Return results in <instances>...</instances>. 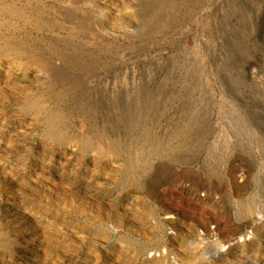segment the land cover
Returning <instances> with one entry per match:
<instances>
[{
	"label": "rangeland",
	"instance_id": "1",
	"mask_svg": "<svg viewBox=\"0 0 264 264\" xmlns=\"http://www.w3.org/2000/svg\"><path fill=\"white\" fill-rule=\"evenodd\" d=\"M0 264H264V0H0Z\"/></svg>",
	"mask_w": 264,
	"mask_h": 264
}]
</instances>
